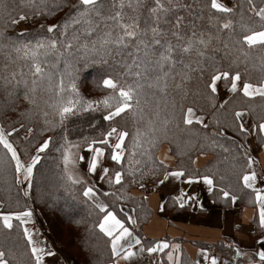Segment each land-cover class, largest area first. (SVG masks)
Here are the masks:
<instances>
[{"label":"snow or ice","instance_id":"snow-or-ice-1","mask_svg":"<svg viewBox=\"0 0 264 264\" xmlns=\"http://www.w3.org/2000/svg\"><path fill=\"white\" fill-rule=\"evenodd\" d=\"M65 7L62 22H39ZM26 22L39 30L19 27ZM0 59L6 98L0 105V230L5 240L15 230L24 240L22 247L0 244V264H59L47 259L57 253L40 239L33 207L50 198L35 181L52 151L59 154L61 186L78 192L96 217L73 219V204L70 222L104 242L101 248L82 240L85 264H264V168L257 171L252 146L264 148V0L259 6L254 0H19V6L0 0ZM96 65L104 94L89 98L79 74ZM20 101L26 106L14 119L5 115L17 112ZM164 142L216 158L203 171L183 162L170 168L158 154ZM173 181L202 182L226 203L250 197L260 230L253 250L232 240L221 242L231 253L227 259L202 247L192 261L182 259L179 243L144 238L136 208H125L136 201L128 186L147 190ZM171 200L181 209L204 208L184 188Z\"/></svg>","mask_w":264,"mask_h":264},{"label":"crops","instance_id":"crops-1","mask_svg":"<svg viewBox=\"0 0 264 264\" xmlns=\"http://www.w3.org/2000/svg\"><path fill=\"white\" fill-rule=\"evenodd\" d=\"M225 91L221 89V92ZM223 95L226 96L227 92ZM252 146L254 149L253 155L260 161L259 165L256 166L257 171H260L261 168H264V148H261L255 141L252 142ZM169 149L168 144H163L158 154L160 158L167 156L168 159L165 162L169 164L170 168H175L176 160ZM211 156V154L206 156L197 155L195 166L202 167L210 160ZM197 157L199 158L197 159ZM89 179L95 180L96 177L92 176ZM151 184L148 183L147 185ZM180 188L198 194L204 205L203 210L198 204L191 205V202V206L186 205L183 209L175 206L171 197L178 194ZM130 193L134 197H147L148 205L151 208V215L139 227L143 237L150 240L168 239L181 244L182 259L184 260L195 261L200 259L199 252L202 247H206L210 252L227 259L231 253L229 250L221 248V242L228 243L234 240L243 250L252 251L253 246L259 239L260 230L257 220L254 219L256 207L250 203V197L248 196L246 198L239 196L235 204L230 202L221 204L213 199L212 194L206 191V187L202 182L189 185L180 181L168 182L166 185L155 188L148 187L147 190L135 187ZM161 203H165L163 212L159 211ZM33 207L35 208L34 205ZM132 207L131 204L125 202L126 210ZM133 215H136V212ZM237 225H239V228H237ZM37 229L40 233V239L47 240L44 237L45 230L42 225L40 229L38 227ZM47 242L48 246L52 247L57 253L56 257L47 259L50 262L57 260L59 264H68L64 254H61L51 244V241L47 240ZM158 256L164 261L167 260L163 254H158Z\"/></svg>","mask_w":264,"mask_h":264},{"label":"trees","instance_id":"trees-1","mask_svg":"<svg viewBox=\"0 0 264 264\" xmlns=\"http://www.w3.org/2000/svg\"><path fill=\"white\" fill-rule=\"evenodd\" d=\"M75 2L76 0H72V3H75ZM150 2L151 0H145V3H150ZM198 2L207 3V0H198ZM254 2L259 6L260 0H254ZM235 3H236V0H232L231 4H235ZM16 4L17 6H19V0H16ZM67 11H68V8L65 7L64 9L56 12L52 16H47L46 18L40 17L38 18V20L40 23L62 22V18L65 16ZM203 12L205 15H207L210 12V9L206 7L203 9ZM27 25H28L27 26L28 29L39 30L36 23L28 22ZM3 63H4L3 59H0V71H2ZM99 68L100 66L96 65L95 67L83 69L79 74L78 83L80 86V90L82 94L85 95L86 97L98 98L104 94L102 88L98 86V82H99L100 75H101V71H98ZM5 99L6 98H5L4 93L0 91V105L4 104ZM25 106L26 105L22 101H20L18 103L17 112H8V113H5V115L10 117L11 119H14L18 111L23 109ZM0 111H2V108H0ZM96 115H97V119H99V114L97 113ZM5 123H8V121H5ZM103 123L105 125L107 124V122H103ZM211 130L212 129H209V131ZM23 134H24L23 131H21L20 135L22 136ZM13 137L15 138V134ZM37 139H39V137H37ZM163 144H168L169 148L171 149L170 152L175 157V160H176L175 167L179 165L181 162H183L188 167L198 168L195 165L194 166L191 165L188 160V156H191L192 159H195V157L199 155L197 151H195L194 149L184 148L183 145H181V147L178 148L176 144H169L168 142H164ZM20 146L22 149L23 144L21 143ZM181 151L187 152V155H181ZM2 152H3V149L2 147H0V154H2ZM209 154L212 155L210 160L205 165L198 168L201 171H203L206 166H211L212 162L216 158V153H209ZM58 156L59 154L54 151L49 152L46 158L41 161L40 165H38V171L36 173L35 183L36 185H43L47 189V191L50 193V198L47 199V203H44L42 202V200L38 199L34 205L41 212V214H43L48 220L56 219L57 221H60L61 224L63 225L65 224V226H67L69 230L70 228L72 229L70 230L71 240L73 241V243H75V247L77 246L76 248L77 251H71V255H73L82 264H85V260L88 259L89 256H88L87 250L82 246V240L85 238H88L89 243L99 245L101 248H103L104 242H103V239L99 238L98 234H93L89 236V234L85 232L83 225L78 227L75 223L70 222V213H69L68 206L73 205V204L77 205L74 208V211L77 215L73 217V219L83 218L85 220L91 221V220H94L96 217H95V214H93L92 216L88 215L89 209L87 208L86 205L80 202V196L78 192L66 191L61 186V181L59 178L60 168L58 167V165L61 162L59 161ZM148 183H152V181L149 179L146 181V184ZM101 184L107 187V185L104 184L103 182H101ZM135 187H139V186L138 185L128 186L127 188L128 192L130 193L131 190ZM38 192H39V189L34 187L33 194L38 195ZM3 196H4L3 186H2V181H0V198H2ZM212 196H213V199L216 200L217 202L221 204L224 203V201L222 200H217L215 195L212 194ZM242 197L246 198L247 196H242ZM135 198H136L135 203L131 201L127 203L131 204L133 207L136 208V216L138 217L140 224H142L146 222L148 217L151 215V208L148 205L147 199L142 200L141 197H135ZM101 199H104V198L101 197ZM97 233H98V230H97ZM139 233L141 234V229H139ZM53 236H54V241L56 243L60 242L58 240V237L55 235V233L53 234ZM147 240H150V239H147ZM0 244H4L7 246H11L15 244L18 247H22L24 244V240L22 236H20L19 230L13 231L11 236L8 238V240L4 239L2 230H0Z\"/></svg>","mask_w":264,"mask_h":264},{"label":"rangeland","instance_id":"rangeland-1","mask_svg":"<svg viewBox=\"0 0 264 264\" xmlns=\"http://www.w3.org/2000/svg\"><path fill=\"white\" fill-rule=\"evenodd\" d=\"M227 2L229 4H231L232 0L231 1L230 0H227ZM27 24H28V22L21 23L19 25V27L20 28H27V26H28ZM221 89L225 91V89H223V86H221ZM225 92H221L220 98H222L223 96H225V95H223ZM99 186L101 188H104L105 190H107V187L103 186L101 183H99ZM35 209H37L36 206H35ZM36 211L34 213L35 222H37L35 224V228L37 229V227H38L40 229L41 228V225H42V227L45 230L44 231L45 232L44 233V237L47 240L51 241V244L54 247H56L61 254H64V258H65L66 261H68V264H82L73 255H71V251H77L76 250L77 246L75 247V243H73V241L71 240V232H70V230H72V229L70 228V230H69L67 228V226H65V224L64 225L61 224V222L60 221H57L56 219L48 220L43 214H41V212L38 209ZM37 220H40V221H37ZM29 227H32V225L30 224ZM60 230H62V231H60ZM68 231H69V233H68ZM54 233L58 237V240L60 242L56 243L54 241V236H53ZM62 258H63V256H62ZM64 258H63V260H64Z\"/></svg>","mask_w":264,"mask_h":264}]
</instances>
